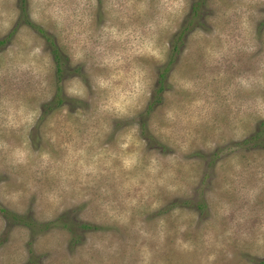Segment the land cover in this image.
Wrapping results in <instances>:
<instances>
[{
  "label": "rangeland",
  "instance_id": "1",
  "mask_svg": "<svg viewBox=\"0 0 264 264\" xmlns=\"http://www.w3.org/2000/svg\"><path fill=\"white\" fill-rule=\"evenodd\" d=\"M0 264H264V0H0Z\"/></svg>",
  "mask_w": 264,
  "mask_h": 264
}]
</instances>
